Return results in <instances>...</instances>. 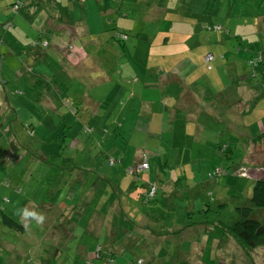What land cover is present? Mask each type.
<instances>
[{
	"label": "rangeland",
	"instance_id": "374dc122",
	"mask_svg": "<svg viewBox=\"0 0 264 264\" xmlns=\"http://www.w3.org/2000/svg\"><path fill=\"white\" fill-rule=\"evenodd\" d=\"M16 2L0 0V123L6 124L0 142L5 128L16 142L15 152L6 140L0 148V208L13 210L20 221L17 209L35 205L46 220L22 231L0 222V264H264V245L245 253L231 236L227 246L217 224L234 216L236 206L252 205L253 175L260 169L264 174V148L249 149L246 126L228 119L235 116L230 107L242 98L230 84L228 66L235 63L245 76L260 70L248 61L264 56V0H115L117 8L109 13L99 10L106 0H87L93 33L114 26L126 33L125 51L115 47L119 64L112 71L104 49L89 47L91 58L73 62V42L55 40L60 20L64 25L84 20L80 2L20 0L14 12ZM140 31L149 38L134 37ZM181 42L190 49L198 42L220 57L185 67ZM160 43L173 48H159ZM101 69L108 70L104 78L111 73V81L98 75ZM147 69L183 75L198 95L163 96V108L149 123L150 113L135 114L137 95L122 94L141 86ZM257 77L250 86L258 96L244 116L249 121L264 117ZM95 110L101 123L90 127L83 117ZM91 144L99 149L96 157ZM144 160L147 166L139 169ZM149 184L157 186L153 196ZM93 208L103 215L107 209L108 217L95 236L88 225ZM71 209L72 220L64 215ZM141 215L145 222L138 220ZM253 216L264 223V207L254 208ZM209 234L218 240L206 245ZM4 244L10 246L4 250ZM117 244L123 249L106 262L108 249ZM98 253L105 259H96Z\"/></svg>",
	"mask_w": 264,
	"mask_h": 264
},
{
	"label": "crops",
	"instance_id": "0c3cea01",
	"mask_svg": "<svg viewBox=\"0 0 264 264\" xmlns=\"http://www.w3.org/2000/svg\"><path fill=\"white\" fill-rule=\"evenodd\" d=\"M32 1H34V0H32ZM75 1L80 2L84 6V10H83L84 11V20H81V19L76 20L75 21L76 25H64L63 21L60 20V22H61V27L59 30L60 35L56 37V39H55L56 42L61 43V42H65L66 40H71L73 42L71 51H74V53H72V55L70 56V58L72 59L73 62H77L83 58H91L90 56H88L89 51L87 48H89V47L93 48V49H96V48L104 49V53L108 54V62L107 63L111 64V67H109L108 70L112 71L111 70L112 65H116L118 67V64H119V60L117 61V63H115V60H116V49H115V47L117 46V48L119 47V48H121L122 51H125V47L122 45L123 41L116 42V41L112 40L114 32L112 33L111 31H108V29L106 31V29L102 28L97 33H93V31L90 30L89 25H88V18H87V12H86V9L88 8L87 2H86L87 0H75ZM98 1H100V0H98ZM125 1H128V0H125ZM104 2H105V0H104ZM110 5H112V4L110 3ZM110 5H108L107 3L101 4L99 6V10L105 11V12L108 11L107 13H109L113 9L112 6H110ZM75 7H77V5ZM59 11H61V10L59 9ZM59 18H60V15H59ZM196 27H197L196 24L192 25L193 29H196ZM116 29L123 31V28L119 29L116 27ZM140 29H142V28H140ZM138 33L139 32H135V33L133 32L134 37L140 38V37H138ZM142 33L143 32H141V34ZM109 34H110V36H109ZM164 40L167 41L165 37H164ZM196 43H197V45L192 49H190L183 42L177 43V44L181 45L180 52L182 54L181 56L183 57L182 64L185 67H187L189 65H194V64H196L197 66H201V65L203 66L204 65L203 59H202L203 55L206 52H211L210 47L199 45L198 42H196ZM108 47H110V49H111L110 52H108L106 50V48H108ZM159 48H173V45L170 43L165 44V45L160 43ZM185 48H187V50H185ZM92 53L95 54L94 52H92ZM171 54L173 55V52ZM218 57H220V56H218ZM217 58H215V56H214L213 61L215 62L217 60ZM231 58H232V56H231ZM228 67L231 69V73L229 76V78L231 80L230 84L233 86H237V90H239L242 94V98L239 101V103L233 104L230 107V109L235 112V116L231 118V115H229L228 119L230 121L234 122L236 125L242 124V125L246 126L247 130L245 131L243 136L245 138L246 145L249 146L248 147L249 149H250V146H252L254 149L255 148H259V149L264 148V117L261 119L257 118V119H253L250 121L247 120L246 118H244L245 115H247L248 113H250L253 110V108H254L253 102L255 101L254 99L258 95L255 92L252 93L253 90H252V86H250L251 83H248L246 81L247 75L245 76L243 74L242 70L239 71V67H237L235 63H234V66L231 65ZM159 69H163V68L159 67ZM159 69H157L158 71L157 70L150 71L149 69H147L144 72V74L142 75L144 82L141 84V86H138L137 88L134 87L133 91H131L129 88L123 89V91H122V94H127L128 97H134L135 94L137 95V101L135 99V103L140 108L138 110L135 109V114L137 115V112H140V113H144L143 116H145V115H148V113H150L149 114L150 117L148 118L149 123L153 119V115L157 116V113L159 112L158 107L163 108L162 103L159 102V100H163V96H167V95H171V94L179 96L181 91H185V93L188 95L189 99L196 97L198 95V93L196 92V88H195L196 85L193 84L192 80H191L192 83L191 84L189 83V85H187L184 82H187L189 80H187L183 75H174L173 73H170L167 76H163V74H158V73H160ZM108 70L104 71V69H101V71H98V75H100L102 77L104 74L108 73ZM171 76H173L172 79L170 78ZM102 78H104V77H102ZM118 78H121L120 70H119ZM136 78H137V76H136ZM104 79L111 81L112 80L111 73L109 74L108 78H104ZM132 79H134V78H132ZM183 85H184V88H183ZM260 89H261V86L258 85V90H260ZM201 91H202V89L200 90V92ZM144 95H151L154 97V99L150 100V101L144 100L142 98ZM243 96H244V98H243ZM139 97L141 98V102H140ZM124 102L128 103V98L126 100H124ZM250 102H252L253 104H251ZM248 103H249V105H248ZM244 104H247V105L244 106ZM213 112L214 111H212V114H213ZM238 114H239V116H238ZM83 118L86 122H88L89 126H90L91 122H93V125H95V127L100 126V123H101L100 118L101 117L96 112V110L92 114L87 113V115L84 116ZM171 119H173V118H171ZM174 121L176 122V117L174 118ZM5 125L6 124L4 123V126ZM4 126L2 125V127H4ZM148 126H150V124H148ZM5 129H6V131H5L6 134L5 133L4 134L6 136V139H1L2 142H0L1 143L0 148L2 146L3 147L5 146L4 140H6V142H8L9 144L11 141H14V143H16L15 139H14L15 134L13 132L11 133L10 131H8L7 128H5ZM258 134L260 135V141L256 142V140H258V139H255L254 137ZM2 136H4V135L0 134V138ZM257 144H259V146H255ZM10 148L12 149V147H10ZM12 150H13V152H15L16 148L12 149ZM98 153H99V149H97V147L94 148L91 144L92 156L96 157ZM215 153L216 152L213 151V154H215ZM4 160H6V159H4ZM129 163H131V158H130ZM95 165H97V163ZM122 166H125V164H123V162H122ZM255 167H256V169H259L262 166H256L255 165ZM255 171L257 172V170H255ZM121 172H122V170L117 171V173H121ZM259 172L260 173H258V172L257 173L262 175L263 172L261 171V169L259 170ZM90 198H91V191L89 190L86 192L84 199L87 202H89ZM83 207H85V206L80 207V209ZM0 210L2 211V215H5V216L15 220V218L12 217L13 216V210H10L8 212H6L5 210H2L1 208H0ZM73 210L74 209H71L68 211L65 210L64 215L69 216L71 214V211H73ZM92 210H94L95 213L92 215L88 225L94 226V229L92 230V232L91 233L89 232V233H90V235L95 236V234L103 232V228H102L103 223L105 220L107 221L108 217H106L107 209L105 210L104 215L101 212L103 209L98 210L97 208H93ZM152 211H153V209H150L149 213H151ZM119 217H120V215H119ZM68 218H70V217H68ZM73 218H74V212L71 214L70 220H72ZM145 218H146V215L138 216V220L141 222H145L146 221ZM149 219L153 220V221L156 220V218L152 217L151 214H149ZM15 221H17V220H15ZM0 222H2V221L0 220ZM17 222H20V221H17ZM70 223H72V222L70 221ZM162 227L165 228L164 225ZM50 229H53V227H51ZM169 229H172V227ZM22 230H24V228L20 229L18 231H22ZM154 230L158 231L157 229H154ZM55 232H56V230H54V233ZM160 233L163 234L162 232H160ZM196 234L198 236L199 232H197ZM210 238L212 240H214L217 237L209 234L206 238V245H207L208 241L210 240ZM217 240H218V238L216 239V242H217ZM164 242H166V241H164ZM216 242H215V244H216ZM227 242H228V244H227V246H228L229 242H230V238L225 243H227ZM96 244H94V245H96ZM206 245L204 247H206ZM8 246H10V244H4V246H3L4 250H6V248ZM159 246L161 247V245H159ZM94 247H93V245H91L90 247L87 248L86 257L91 250L93 251ZM216 247H217V245H216ZM122 249H123L122 246L119 247V244H117V245H115V248L113 250H110V249H108V250L113 254V257H114L115 253L120 252ZM179 254H181V253H179Z\"/></svg>",
	"mask_w": 264,
	"mask_h": 264
},
{
	"label": "trees",
	"instance_id": "16d2710c",
	"mask_svg": "<svg viewBox=\"0 0 264 264\" xmlns=\"http://www.w3.org/2000/svg\"><path fill=\"white\" fill-rule=\"evenodd\" d=\"M112 1V5H110V1L106 0L107 4L112 6L113 9L117 8L115 7V0H111ZM118 6V4H117ZM121 29V28H119ZM107 31V29H106ZM108 31H111L113 33V39L114 41L118 42L121 41L122 39H124L126 37V33H124L121 30L116 29V26L114 28H110L108 29ZM110 33V32H109ZM110 36V34H109ZM138 37H140L141 39H147L148 37L145 34H141V32L138 33ZM206 53H211V52H206ZM212 54V53H211ZM213 55V54H212ZM264 56L261 54L259 57L257 58H252L251 60L248 61V64H251V66H260V70L259 73L256 75L255 73L253 75H247L246 76V81L248 83L252 82V77H257L258 78V84L260 83L261 85V89L264 88ZM214 60V56L213 59L211 61ZM254 60L256 63H254ZM211 61H209L208 63H210ZM5 97V96H4ZM6 99V97H5ZM2 125L4 126V123L1 124L0 123V133L1 130H3L4 127H2ZM257 141H260V135H256L254 137ZM10 147H12V149L16 148V145L14 143V141L10 142ZM255 177V180H253L252 183V190H251V195L248 198L251 202L252 205H241V206H236L234 208V216H230L229 220L227 221H218V226H220L221 231H220V241L222 243L225 244V242L227 241V239L229 240V238L232 236L237 244L242 248V250L245 253H249L250 250L256 248V247H260L264 245V223H262L258 218H256L255 216H253V209L254 208H261L264 207V174L260 175V174H254L253 175ZM151 184H149L150 186ZM148 186V187H149ZM156 186V185H155ZM157 189V186H156ZM204 209H200V211L204 212ZM191 211H188L186 214H182V216H186L187 214L191 215ZM0 219L3 222L4 225L16 229V230H20L23 229V226L21 225L20 222H17L5 215H2V211H1V215H0ZM211 224L214 225V228H216V223L213 221H208ZM207 222V223H208ZM196 223H201L204 224V231L207 232L208 230H210V226L205 224L206 222L202 221V222H198L196 221ZM100 247L98 248L97 251H99ZM106 259L108 257V260H105L106 262H110L113 259V254L111 252H108V254H105ZM100 253L95 255V258L98 260H102L105 259Z\"/></svg>",
	"mask_w": 264,
	"mask_h": 264
},
{
	"label": "clouds",
	"instance_id": "9594fccd",
	"mask_svg": "<svg viewBox=\"0 0 264 264\" xmlns=\"http://www.w3.org/2000/svg\"><path fill=\"white\" fill-rule=\"evenodd\" d=\"M16 214L20 217L21 225L24 229H28L33 223L37 226H42L46 220V216L44 213L36 210V206L32 207H22L17 209ZM1 215V210H0Z\"/></svg>",
	"mask_w": 264,
	"mask_h": 264
},
{
	"label": "built area",
	"instance_id": "2783aa9c",
	"mask_svg": "<svg viewBox=\"0 0 264 264\" xmlns=\"http://www.w3.org/2000/svg\"><path fill=\"white\" fill-rule=\"evenodd\" d=\"M20 7H21V2H20V0H18V2H16V3L13 4L12 9H13L14 12H17L20 9ZM202 59H203V62L204 63H208L209 61H211L213 59V55L211 53H205L203 55V58ZM254 63H256L255 60H254ZM146 166H147V162L144 160V161H142L140 163L139 169H143ZM156 190H157L156 189V186L154 184H151L149 186V191H148L149 195L150 196H153L154 193L156 192Z\"/></svg>",
	"mask_w": 264,
	"mask_h": 264
}]
</instances>
